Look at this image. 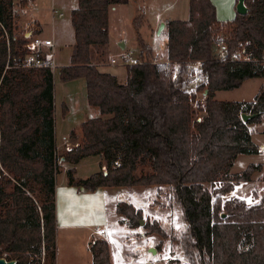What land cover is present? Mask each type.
<instances>
[{
  "label": "trees",
  "instance_id": "16d2710c",
  "mask_svg": "<svg viewBox=\"0 0 264 264\" xmlns=\"http://www.w3.org/2000/svg\"><path fill=\"white\" fill-rule=\"evenodd\" d=\"M13 1L0 0V256L6 253L15 264H41L46 251L55 264L53 78L48 70L13 66L12 58L25 52L24 38L15 34ZM129 1L78 0L70 12L75 42L58 76L61 81L83 78L87 102L99 114L80 124V142L61 154L70 165L68 184L88 192L168 186L186 223L181 245L188 263L174 264H264V193L251 204L223 199L263 170L261 163H249L230 172L239 154L259 152L247 124L264 118V82L252 101L214 98L218 90L264 78V0H244L247 12L227 21L217 20L211 0H188V18L165 23L168 62L128 65L126 81L119 82L92 59L95 53L105 55L109 5ZM138 35L141 57L150 48ZM220 41L227 45L226 60L216 52ZM235 51L249 59L230 60ZM187 60H200L202 66L197 89L204 99L196 107L186 89ZM242 113L255 115L244 122ZM75 135L72 130L70 136ZM89 156H98L106 173L75 177L74 165ZM27 176L41 185L40 202L25 191ZM116 212L130 227L143 219L142 210L125 201L117 203ZM142 227L146 236L161 237L160 251L167 232L156 220L145 219ZM89 249L91 264H111L106 239L94 240Z\"/></svg>",
  "mask_w": 264,
  "mask_h": 264
},
{
  "label": "crops",
  "instance_id": "0c3cea01",
  "mask_svg": "<svg viewBox=\"0 0 264 264\" xmlns=\"http://www.w3.org/2000/svg\"><path fill=\"white\" fill-rule=\"evenodd\" d=\"M44 1L45 0H14L13 1L12 11L14 14L15 34L18 36L19 34H21V36L23 37V36H27V34L29 35L32 33L43 37L53 38L56 48L57 60H58V48L61 45V42L56 36V31L65 30V28L67 29L72 27L70 21V12L72 9L77 7L78 0H73L72 3H70L71 0H46L47 2L46 6L43 9L42 4L44 3ZM211 2L215 6V15L217 20L219 21H222L221 19L231 20L232 18H234L236 13L235 12L236 0H211ZM135 3L137 4L136 8L137 9L139 8L143 13V15L142 14L141 15L144 17L148 16V19H145L146 21H143L142 25L144 27H147L149 31L150 41L146 43L150 48V53L153 54V56L155 57L158 63H163L167 61V38H166V28H165L166 21L173 19H187L189 15V10L187 5L184 7V10H180L179 12L176 10H171L170 4L166 5L162 9L152 8L149 3H146V0H130L128 3L109 5L108 7L109 39L105 47V55H104L107 58V60L109 59V62L103 61V59L99 57L97 53L93 55L92 61L100 71L108 72L115 75L119 82L126 81L127 71L126 72L109 71L107 69L108 66H112V64L110 63V59L114 58L112 55H110V51H112L111 23L113 22L115 23L116 20L122 17L124 14L126 16L132 15V10H133L132 8L133 6L135 7ZM36 7L39 8L38 11L35 10ZM223 8L225 9L224 13H222ZM35 11L37 13H35ZM66 12H67V18H66ZM161 23H164V27L160 30L159 27ZM46 27L48 28L50 27L51 35L48 36L43 35V33L46 31L45 30ZM112 30H115V28L113 27ZM71 32L73 37L71 40L72 43L69 42L70 43L69 45L73 46L75 42L73 27ZM127 39L128 38L126 36H123L119 39L118 47L121 48L122 50L128 49ZM161 45H162L161 49H163V53H162V58H159L158 52L156 50L157 47L159 48ZM71 53L72 52H70V54L68 55V59L66 63L62 64L58 60L61 66H65L69 64ZM124 54H131V53L127 52ZM254 78H259V77L249 78L245 81ZM80 79L83 80V82L81 83L85 85V80L83 78H77L69 81H62V83L66 85H70L71 83H74ZM260 79L262 81L260 84L261 86L264 82V78H260ZM67 94L68 96H70L68 91ZM54 95L55 93L53 88V99H54ZM85 95H86V86H85ZM85 103L86 104L84 105V110H79L80 111L79 113L74 114L76 115V117L73 120L74 123L69 127H66V129L63 132H60L58 129L59 127L56 117V104L54 101L55 151H56V156L59 155L60 164L62 165V168H60L58 173L55 175V189H54L55 216H56L55 245L57 244L55 264H74V262L77 260L78 255L73 248L74 246H70V245L73 244L76 239L81 237L84 238L85 244H87L86 246L88 248L86 249L87 261L85 264L92 263V254L89 247L90 244L96 239H106L108 241L111 264H119L116 255L115 256L113 255L112 246H114L115 244L124 245L122 252L125 253L126 257H128V255L132 252L128 253L126 251L127 245H133L137 241L129 237L130 231H135V230H133V227L129 228V225L128 224L126 225L125 222L126 220L123 219V217L116 212L117 203L120 201L131 203L136 208L141 209L143 215H145L147 213V210L151 208L148 207V205L150 204V198L147 197V194H149L151 190H158L165 186L148 185V186H142L143 188L140 189L137 188L138 186L98 187L97 189H95V191L88 192V191H84L83 189L77 186L68 184L66 170L69 168L70 165L64 162V159L61 156V154L63 153L64 150H70L72 147L78 145V143L80 142L81 139V133L79 130L80 124L83 121H85L87 118L94 117L99 114L98 108L89 105L87 102V98ZM61 110L63 114L62 121H65L66 119L64 117V114H69L70 112V106L65 100L61 101ZM262 120H264V118H262L261 121ZM261 121L257 123L261 124ZM250 124L252 123H248L247 127ZM72 130L76 131V135L74 137L70 136V132ZM255 130L264 135V127L260 129L255 128ZM58 138H60L59 141ZM258 147H259L258 153H262L264 151V144H261ZM93 157L96 161L95 163L97 164V169L94 172L103 170L105 166L101 165V159L98 156H93ZM87 158L88 157L81 159L76 165H74L75 177L85 178L82 177L84 175L81 176L78 174V170L79 167L81 166V163ZM260 163L263 165L264 168V163L262 161ZM253 175H255V173ZM253 175L250 181H243L235 185V188L231 190L229 193H227V197L228 195L233 194L234 190L237 187L241 186L240 184L242 183L253 184L254 183ZM260 197L261 196L257 197V199L255 197L254 202H257L258 198ZM155 208L157 209V207L150 209L151 210L150 215L153 209ZM96 219H101L102 221H104V223L105 221L106 222L109 221L110 225L113 226L112 229L105 228L104 226L96 229L94 227V224L92 225L91 223ZM149 219L158 221V219L154 216L152 217V215L151 218ZM101 228L105 230V233L100 234L98 232V230ZM116 232L117 234H119L118 235L119 241L114 242L115 237L112 235V233H116ZM106 235L107 237H105ZM157 253L158 251L156 250V254Z\"/></svg>",
  "mask_w": 264,
  "mask_h": 264
},
{
  "label": "rangeland",
  "instance_id": "374dc122",
  "mask_svg": "<svg viewBox=\"0 0 264 264\" xmlns=\"http://www.w3.org/2000/svg\"><path fill=\"white\" fill-rule=\"evenodd\" d=\"M73 0L70 1L72 3ZM141 2V1H140ZM139 2V3H140ZM46 0L42 4V8L44 9L46 6ZM146 3H149L152 8H164L166 5L170 4L171 10H184V7L187 5L188 7V0H146ZM133 6L132 15L126 16L125 14L118 18L116 22L111 23V39H112V51H110V55L114 58L119 59L120 56L124 53L130 52L131 55L140 61H152L157 62L153 54L148 53L146 50H143L142 56L140 57L139 52L140 47L137 38V32L140 33L138 37L142 41L149 42V31L147 27L142 25L145 19H148V16H142L143 13L141 10ZM234 9V6H233ZM35 10H39L36 7ZM225 12L223 8L222 13ZM236 12V11H235ZM35 13H37L35 11ZM142 14V15H141ZM144 17V18H142ZM67 18V12H66ZM222 21H227L230 19H221ZM113 27L115 30H112ZM45 32L43 33L44 36L51 35L50 27L45 28ZM72 27L65 28V30H57L56 36L58 37L61 45L58 48V60L60 63H66L68 59V55L72 52L73 46L69 44L72 43ZM28 35V34H27ZM141 35V36H140ZM21 36V34H19ZM123 36H126L127 39V48L126 50H122L118 47L119 39ZM144 39H142V38ZM70 42V43H69ZM162 45L158 48V57L162 58L163 49H161ZM156 49V48H155ZM103 61H108L107 58L104 56L102 57ZM109 71H122L126 72L125 66L120 65H112L108 66L107 68ZM82 79L71 83L70 85L63 84L62 81L58 77V73H55L53 77V88H54V101L56 104V117L58 121V129L60 132H63L66 127H69L74 123V118L76 117V113H79V110H84V105L86 104V95H85V85H83ZM261 79L254 78L248 81H245L239 86L238 88H234L232 90L221 89L215 92V99L218 100H228V101H252L259 91ZM67 91L69 92L70 96H68ZM204 96V94H203ZM65 100L70 106L69 114H64L65 121H62L63 114L61 110V101ZM73 102V103H72ZM264 127V120L261 121V124L252 123L248 126L250 135L252 137V141H254L258 146L264 144V135L257 132L255 128H262ZM60 134V133H59ZM60 137V136H58ZM60 138H58V141ZM56 164L57 170L59 171L62 168L60 164L59 155L56 156ZM264 163V151L262 153H255V154H239V156L234 161L233 165L231 166L230 172L237 173L242 171L249 163ZM95 159L93 156L88 157L81 163L79 167L78 174L84 175L82 177H88L97 169V164L95 163ZM68 166V165H67ZM68 168V167H67ZM104 173L106 169L103 168ZM264 172V168L262 170ZM262 172H255L253 184L242 183L240 187H237L234 190L233 194H227L223 196V199L228 198H235L244 200L246 203L251 204L254 203V199L263 195L264 193V183L262 181ZM24 189L25 191L37 202H40L41 198V185L33 180L32 176H27L23 179ZM244 184V185H243ZM253 185V186H251ZM12 186L8 187L11 189ZM137 188H143L142 186H138ZM235 188V186H234ZM233 188V189H234ZM138 189V190H139ZM151 190V189H150ZM147 197L150 198V204L148 207L150 209L157 207V209H153L151 215L152 217H156L160 222L161 227L167 232L168 237L166 239H162L161 250L156 252H152L151 248H155L157 244L161 241V237L158 234H150L146 236L144 234V229L142 225L138 227H133V230L130 231V238L136 240L137 242L133 245H127L126 251L130 253L128 257L125 256V253L122 252L124 245H117L115 244L112 246L113 255L117 257L119 264H174L175 261H179L180 263H188V258L184 255V251L182 248L181 238L182 234L186 228V223L182 217V211L180 205L176 202L172 195L171 188L168 186L162 187L158 190H151ZM259 199V198H258ZM148 209L147 213L143 215V220L151 218L150 212L151 210ZM152 221V219H149ZM126 225L128 224L127 220L125 221ZM92 225L96 229L104 226L105 228H111L113 226L110 225L109 221H102L101 219H96L91 222ZM130 228V226H129ZM132 228V227H131ZM115 237L114 242L119 241V234L112 233ZM107 237V235L105 236ZM87 244H85L84 238H78L75 240L73 244L70 246H74V250L77 253L78 257L74 264H85L87 261ZM143 248V249H142ZM142 249V251H141ZM57 250V244L55 245V255ZM123 254V256H122ZM2 257H6V253L2 254ZM41 264H50L49 257L47 252L42 251L40 254Z\"/></svg>",
  "mask_w": 264,
  "mask_h": 264
},
{
  "label": "built area",
  "instance_id": "2783aa9c",
  "mask_svg": "<svg viewBox=\"0 0 264 264\" xmlns=\"http://www.w3.org/2000/svg\"><path fill=\"white\" fill-rule=\"evenodd\" d=\"M24 43L22 48L24 49V54L20 58L13 57L12 63L14 67L22 69H34V70H48L52 78L55 73L58 72L61 65L57 60L56 48L53 38L43 37L35 34H29L23 36ZM227 45L224 42H217L216 52L219 58L226 60ZM230 60H248V55H244L241 51H235L229 56ZM165 61L163 63H167ZM110 63L112 65L128 66L136 65L141 63V61L131 54H123L119 59L111 58ZM185 69V79H186V89L192 92L195 96L194 106H197L198 101H202L204 96L201 91L197 88L203 80L202 77V66L200 60H187L184 63ZM100 234L105 233L103 228L99 229Z\"/></svg>",
  "mask_w": 264,
  "mask_h": 264
},
{
  "label": "water",
  "instance_id": "95a60500",
  "mask_svg": "<svg viewBox=\"0 0 264 264\" xmlns=\"http://www.w3.org/2000/svg\"><path fill=\"white\" fill-rule=\"evenodd\" d=\"M235 10L236 12L240 14H244L247 12V6L244 3V0H237L235 4ZM164 27V23L160 24L159 29L161 30ZM255 114H247V113H242L241 118L244 122H247L249 118L254 117ZM106 173V172H105ZM224 216V214H222ZM144 220H140V225H143ZM152 252H156L155 248H151ZM0 264H15V260H7L4 257L0 256Z\"/></svg>",
  "mask_w": 264,
  "mask_h": 264
}]
</instances>
